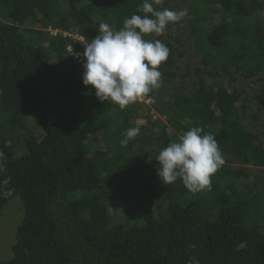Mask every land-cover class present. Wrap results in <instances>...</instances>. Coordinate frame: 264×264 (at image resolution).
Masks as SVG:
<instances>
[{
  "label": "trees",
  "instance_id": "obj_1",
  "mask_svg": "<svg viewBox=\"0 0 264 264\" xmlns=\"http://www.w3.org/2000/svg\"><path fill=\"white\" fill-rule=\"evenodd\" d=\"M182 2L186 23L145 37L170 49L161 87L145 96L166 123L147 113L139 125L141 105L121 109L83 85L67 48L84 47L63 34L90 43L98 23L118 30L142 0H0V180L12 190L0 214L14 197L23 206L0 264H264V179L245 184L247 166L264 170V0ZM188 40L201 57L194 75L179 72ZM197 126L226 156L211 190L163 185L153 155Z\"/></svg>",
  "mask_w": 264,
  "mask_h": 264
},
{
  "label": "clouds",
  "instance_id": "obj_2",
  "mask_svg": "<svg viewBox=\"0 0 264 264\" xmlns=\"http://www.w3.org/2000/svg\"><path fill=\"white\" fill-rule=\"evenodd\" d=\"M162 2L142 0L137 6V13L141 14L126 17L118 30L108 23H98V35L90 43H86L82 36L63 34L83 45V53L75 51L73 47H68L67 51L84 69L83 85H91L100 101H111L121 109L128 105H141L147 108L148 115L156 113L153 100L145 96L161 87L163 74L159 68L168 59L170 49L159 39L145 37L150 34L162 35L169 24L180 22L188 14L187 9L177 11L156 7ZM49 31L53 35L58 33ZM161 117L158 119L165 124V117ZM139 134V126L126 129L121 145L126 147ZM224 158L226 156L222 154L213 134L204 133L202 127H192L177 141L170 142L159 151L155 157L158 162L157 175L163 185L173 184L179 179L193 193L210 191L211 177L225 164ZM6 161V154L0 151V173L6 170ZM251 168L256 167L247 166V171ZM10 179L0 180V194L12 195L11 189L5 191ZM188 264L200 262L192 258Z\"/></svg>",
  "mask_w": 264,
  "mask_h": 264
},
{
  "label": "rangeland",
  "instance_id": "obj_3",
  "mask_svg": "<svg viewBox=\"0 0 264 264\" xmlns=\"http://www.w3.org/2000/svg\"><path fill=\"white\" fill-rule=\"evenodd\" d=\"M186 1V0H182ZM181 0H178L173 3L172 9L173 10H181V9H187V2H182ZM262 14H264V8L262 9ZM181 21H188V14L181 20ZM183 23V25H185ZM181 28V26H180ZM184 36L188 35L187 30H183ZM71 36L75 35L70 33ZM186 39V38H185ZM192 47H193V41L188 40L187 43L183 46V49H180L182 52V57L180 58V69L179 72L181 73H186L187 69L190 71L192 74L193 70L195 67H201L199 65V62L201 60V57L199 55H195L194 53L192 54ZM190 64L189 68L183 67L184 64ZM194 75V72L193 74ZM264 77V76H263ZM242 79V78H241ZM247 83V82H246ZM261 85L264 84V82H260ZM256 86L259 88L260 85L256 84ZM234 87H239V84H235ZM146 106V105H145ZM149 107V106H148ZM146 107H142L141 111L139 112V115L136 116L134 122L135 124H145L146 123V114L148 112H145ZM147 109V108H146ZM153 110V109H152ZM246 114V113H245ZM244 113H240L239 115H245ZM150 116L152 117V121L158 119L160 116L159 113L151 114ZM259 119L257 120V127L256 131L261 132L264 131V112L261 110L257 114ZM243 118V117H242ZM161 120H164L163 117H161ZM242 120V119H241ZM262 135V134H261ZM103 147L102 145H100ZM157 155L154 154L153 157L155 158ZM157 168H158V162L154 165H152V171L153 173L158 177L157 175ZM151 173V172H150ZM250 177L248 180L245 181V184H250L252 185L256 178L262 177L264 179V171L256 168H251L249 171ZM246 190V189H245ZM4 212L0 214V261H8L12 258V252L10 247L12 248L14 244V239H15V234L17 227L19 226L21 219L23 217V206L21 204V201L19 197H14L11 201H9L6 206L4 207ZM122 211V210H121Z\"/></svg>",
  "mask_w": 264,
  "mask_h": 264
}]
</instances>
